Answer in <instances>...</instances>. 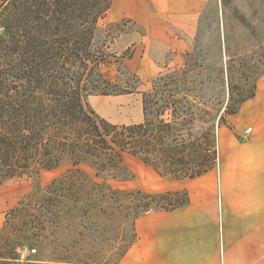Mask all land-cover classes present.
<instances>
[{"label": "trees", "instance_id": "obj_1", "mask_svg": "<svg viewBox=\"0 0 264 264\" xmlns=\"http://www.w3.org/2000/svg\"><path fill=\"white\" fill-rule=\"evenodd\" d=\"M221 2L224 22L229 2ZM111 6L112 0H0V187L41 170L72 167L43 191L39 209L21 210L22 201L8 217L20 209L39 227L43 218L60 219L52 195L64 206L69 201H82L84 189L89 187L111 190L106 181H126L120 175L126 170L125 156L172 180L193 179L217 165L214 119L206 109L209 99L203 92L206 81L198 80L189 66L157 76L152 89L142 94L143 121L139 124H113L91 107V96L133 95L142 85L129 71L122 86L100 71L111 55L97 41L99 23ZM122 23L133 24L130 20ZM242 23L245 25L243 19ZM228 40L224 31L218 43L228 60L229 74L241 54L231 53ZM132 55L133 50L127 51L120 67ZM255 91L256 86L240 105L252 99ZM172 194L155 195L158 201L144 195L152 202L137 207L136 220L188 203L185 193L184 202L167 200V207L162 206L161 201ZM22 234L32 236L27 231ZM0 259L16 260L3 255ZM44 259L40 261L57 264V259Z\"/></svg>", "mask_w": 264, "mask_h": 264}, {"label": "rangeland", "instance_id": "obj_2", "mask_svg": "<svg viewBox=\"0 0 264 264\" xmlns=\"http://www.w3.org/2000/svg\"><path fill=\"white\" fill-rule=\"evenodd\" d=\"M228 2L224 22L221 0L209 2L201 16L192 48L183 57L182 65H178L179 70L189 66L198 80L206 81L203 88L205 97L209 99L206 109L212 113V136L217 140L219 129L230 127L229 117L236 110H240L241 102L253 94L257 80L264 74V0ZM99 27L101 33L97 41L105 53L111 55L101 65L100 71L106 79L122 86L129 78L126 73L130 72V69L124 64L120 67L121 57L127 51L134 50L144 34V28L136 23L113 22L108 14L100 21ZM224 31L229 39L231 53L241 54L237 62L233 63L234 69L229 74L228 60L224 50L220 52L218 43ZM158 53L164 51L158 50ZM175 69L176 65L163 74L172 73ZM139 78L142 85L138 92L127 98L116 99V104L112 106L116 108V114L112 108L109 109L110 115L116 118V121L113 120L116 124L129 125L143 121L142 94L152 89L157 76L147 75ZM101 98H88L89 104L96 112L104 108L102 104L97 107ZM221 116L223 120L220 121ZM216 143L218 152V141ZM132 158L124 157L126 170L120 175L126 181H106L111 190L89 187L84 189L82 201H69L63 204L64 206L59 205L61 200L55 202L56 196L52 195L54 205L59 206L56 211H59L61 218H43L41 227L33 223L34 218H25L20 209H39L44 201L43 191L54 181L62 179L72 167L41 170L32 177L6 184L9 189L15 190L14 195L18 199L13 210L19 208L20 202H25L17 213L13 212L6 217V222L0 230V255L16 260L7 263L0 259V264H51L41 262L40 260H47L44 257L48 260L57 259V264H118L135 239L134 225L139 214L137 207L152 202V199H144L143 196L151 195L158 201L159 196L155 195L165 194L146 191L152 173L156 172L138 159ZM81 169L95 178V174L87 167ZM95 180L103 182L97 178ZM168 193L173 194L161 201L164 207H167V200H186L184 192ZM175 193L177 195H174ZM50 208L53 210V207ZM25 231L32 236L25 238L22 234Z\"/></svg>", "mask_w": 264, "mask_h": 264}, {"label": "crops", "instance_id": "obj_3", "mask_svg": "<svg viewBox=\"0 0 264 264\" xmlns=\"http://www.w3.org/2000/svg\"><path fill=\"white\" fill-rule=\"evenodd\" d=\"M210 1L112 0L111 21L144 28L123 64L137 76H158L175 65L179 70ZM128 96L102 97L97 113L116 124L109 109L116 114V99ZM229 125L218 131L215 168L184 180L151 171L147 192H185L188 203L138 218L135 240L118 264H264V74ZM6 186L0 187V230L18 200Z\"/></svg>", "mask_w": 264, "mask_h": 264}]
</instances>
